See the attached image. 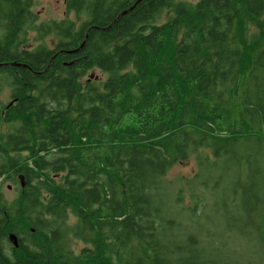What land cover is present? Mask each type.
<instances>
[{
  "label": "trees",
  "instance_id": "16d2710c",
  "mask_svg": "<svg viewBox=\"0 0 264 264\" xmlns=\"http://www.w3.org/2000/svg\"><path fill=\"white\" fill-rule=\"evenodd\" d=\"M35 6L0 0V91L19 93L0 177L25 181L11 201L0 188V264H225L191 235L173 246L188 233L158 205L161 180L198 148L248 171L233 189L249 181L253 202L232 198L234 219L264 264V0H65L48 22ZM95 68L109 76L84 84Z\"/></svg>",
  "mask_w": 264,
  "mask_h": 264
},
{
  "label": "rangeland",
  "instance_id": "374dc122",
  "mask_svg": "<svg viewBox=\"0 0 264 264\" xmlns=\"http://www.w3.org/2000/svg\"><path fill=\"white\" fill-rule=\"evenodd\" d=\"M176 1L192 5L199 0ZM35 10L40 21L61 20L65 17V0H36ZM170 14L171 10H167L160 22H166ZM34 38L35 34L31 33L29 48L39 44L33 41ZM56 42L57 38H47L43 43L53 46ZM108 76V73L95 68L86 74L82 82L99 84ZM10 92L8 86L2 89L0 111L4 110L11 101ZM18 123L17 120L16 124ZM11 127L12 125L4 118H0L1 135ZM245 148H247L246 153L254 157L258 156L255 148L245 146L242 149ZM194 150L187 160L174 164L161 180L163 188L158 205H161L163 212L165 214L167 212L179 224L173 233H188L173 238L172 245H181L185 241L187 243L188 236L191 235L198 240L194 245L202 252V259L210 258L225 264H263L258 237L249 228L241 230L243 226L241 227V224L234 219L235 216H244V211L234 206L231 199L242 197L247 207L253 200V190L247 185L249 181L243 184V188L245 186L247 189L246 192L233 189L235 178L242 175V181L245 182L248 171H242V174L235 173L234 170L227 168L224 159H215L209 150L205 148ZM9 185H12L11 189L8 188ZM19 189L20 186L13 182L3 184V192L9 200L19 195ZM68 243L76 254H79L84 247L82 241L72 236Z\"/></svg>",
  "mask_w": 264,
  "mask_h": 264
},
{
  "label": "flooded vegetation",
  "instance_id": "af4514ba",
  "mask_svg": "<svg viewBox=\"0 0 264 264\" xmlns=\"http://www.w3.org/2000/svg\"><path fill=\"white\" fill-rule=\"evenodd\" d=\"M11 90V89H10ZM34 90L35 89H31L30 91H29V93H28V95L27 96H33V92H34ZM2 91V90H1ZM1 91H0V94H1ZM18 95H19V93H15L14 91H12L11 90V92H10V99H11V101L9 102V104L7 105V106H5V108H4V110H1L0 111V118L2 117V118H6L9 114H10V109L11 108H13V105H16L17 103H18V101H19V98H18ZM19 181H20V176L18 175V178H17ZM5 182H10V180H6V177H0V188L2 189V192H3V184L5 183ZM11 183V182H10ZM20 183H21V181H20ZM15 185H19V186H21V184H15ZM8 188L9 189H11L12 188V185H9L8 186ZM4 193V192H3ZM4 196H5V194H4ZM16 197H18V194H17V196ZM6 198V197H5ZM7 199V198H6ZM15 199V198H14ZM8 201H11V200H9V199H7Z\"/></svg>",
  "mask_w": 264,
  "mask_h": 264
},
{
  "label": "water",
  "instance_id": "95a60500",
  "mask_svg": "<svg viewBox=\"0 0 264 264\" xmlns=\"http://www.w3.org/2000/svg\"><path fill=\"white\" fill-rule=\"evenodd\" d=\"M137 2H138V1H137ZM132 9H133V7H132L131 9H128V10L124 11V12L121 13V14H126L127 12H129V11L132 10ZM84 44H85V42L82 43V45H81L78 49H76V50H74V51H63V52H66V53H76V52H78L79 50H81V49L84 47ZM20 181H21V186H22V187H25V181H24V179H23L22 177H20ZM10 241L12 242L13 246L18 247L19 242H18V238H17L16 235L11 234V235H10Z\"/></svg>",
  "mask_w": 264,
  "mask_h": 264
}]
</instances>
